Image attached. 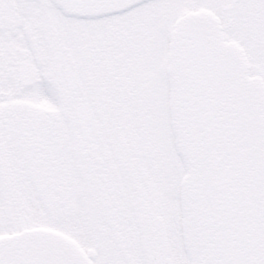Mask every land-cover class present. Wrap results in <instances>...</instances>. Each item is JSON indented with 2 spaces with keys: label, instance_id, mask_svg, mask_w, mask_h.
Wrapping results in <instances>:
<instances>
[{
  "label": "snow or ice",
  "instance_id": "6c2138e0",
  "mask_svg": "<svg viewBox=\"0 0 264 264\" xmlns=\"http://www.w3.org/2000/svg\"><path fill=\"white\" fill-rule=\"evenodd\" d=\"M0 264H264V0H0Z\"/></svg>",
  "mask_w": 264,
  "mask_h": 264
}]
</instances>
